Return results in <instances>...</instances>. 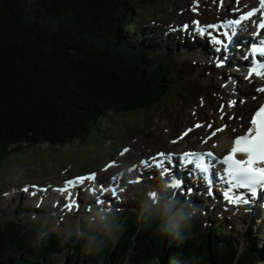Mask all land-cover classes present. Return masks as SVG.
Masks as SVG:
<instances>
[{"label": "trees", "instance_id": "obj_1", "mask_svg": "<svg viewBox=\"0 0 264 264\" xmlns=\"http://www.w3.org/2000/svg\"><path fill=\"white\" fill-rule=\"evenodd\" d=\"M110 5L97 12L99 0H0V146L31 138L63 146L102 129L111 109L149 111L166 105L177 92L158 49L130 33L138 9L131 0ZM129 217L123 219L111 256L102 259L107 250L97 252L89 257L91 264H256L264 256L258 236L243 249L225 232L223 242L213 244L212 235L208 244V227L195 248L181 240L168 245L166 236L147 238ZM17 224L26 237L14 234V224L4 225L12 233L0 235L9 246L0 243V264H90L79 255L61 261L57 244L42 252L31 245L24 252V242L36 232Z\"/></svg>", "mask_w": 264, "mask_h": 264}, {"label": "rangeland", "instance_id": "obj_2", "mask_svg": "<svg viewBox=\"0 0 264 264\" xmlns=\"http://www.w3.org/2000/svg\"><path fill=\"white\" fill-rule=\"evenodd\" d=\"M111 1L112 0H99L100 10L96 11L106 12V10H109V8L111 7ZM160 1L161 0H151V3H148V0H131L133 5L138 8L139 11H142V13L136 14L137 19L141 21L144 18L143 22L139 23L140 26H135V31L138 35H143V25H147L152 29H155V34L158 36V38H161V28L157 24L160 23V19L157 15L158 9L154 8V6L159 5ZM162 1H166L170 4L169 9L166 10L167 14L174 12L175 8H177L176 10L178 11H181L184 8L187 18H190L192 16L190 14V6L194 5L195 2H197V0ZM198 2H202L203 8L201 10V16L205 17L219 15V13L222 12L226 7L225 6L222 9L218 8L217 10H212L210 9V4L208 1L198 0ZM108 5L109 8H107ZM147 16L151 17L150 20H145V17ZM182 17V20L185 19L184 16ZM170 19L172 18L169 16L166 21ZM210 19L213 18H204V20ZM181 21L178 22L179 27L180 25L182 26V24L180 23ZM165 27L166 25H163L164 30ZM147 35L151 36V38L153 36V34H149V31ZM145 43L152 44L146 41ZM155 43L163 51L162 57H166L164 54L165 43H158L156 41ZM170 51L172 52L170 59H172L174 58V55L176 57H180L179 54L183 53L186 50L182 47L175 48L174 46H170ZM180 58L183 60V62L176 61L179 63L174 64L173 68L175 72L171 74V78L174 83L178 81V83H180V86H183L184 88L181 89L179 93L178 91L175 92L173 97L165 107H158L156 109H151L150 111L141 112L140 116L138 112L130 113V116H127L129 113L127 115H123L122 112L119 113L116 112V109H111L113 111V115L106 116L107 124L102 129L103 135L101 137L94 133L93 135L87 136L80 141H77V139L75 140V142L67 143L65 147L62 145H50L47 142H40V140L32 138L30 139L32 141L12 144L10 146H0V190L4 189L5 191L6 188H17L20 185H24V183L28 184L30 182H38L41 184H45L46 182H54V184L61 183V181L65 177H69L72 174L101 168V166H103L107 160L113 158L117 154V151L120 147L126 148L129 145L133 147L132 153L129 156L131 160L137 159L136 157L139 155L151 154L157 149H172L170 143L175 140V138H173L174 135L179 134V131L183 128V126L189 120H191V115L194 114V110L196 111L198 103L205 97L204 95H200V97H198L197 95L202 94V92H204L203 89L206 88L211 99L208 96L207 97L213 104L217 102L216 100H212L213 92L216 91L219 84V81L217 79L219 74H215L217 72L209 70L208 72H206L205 70H203L198 64L200 60H198L197 64H194L193 62H195L196 60L190 58V54L187 58ZM183 66H186L187 68L183 70ZM184 71L187 72H185L184 74ZM209 84H214V86L207 87L210 86ZM221 85V87H223L224 89H227V87L230 86V84L225 81H223ZM180 93H182L183 96ZM249 102L251 104L253 103L251 99L249 100ZM215 105L216 104L212 106L215 107ZM209 109V106H205L203 111H201L200 113H208ZM241 109L242 105L241 102H239V104H237V114L240 115ZM230 111V107L227 106V108L225 109V118L223 120L225 121V123L226 121H229V119L231 120L232 115L230 114ZM188 117H190V119H187ZM119 119H123V121ZM218 124H220V122ZM207 126L208 125L206 124V120H204V125L202 126V128H206ZM233 127H235V124L227 131H231ZM188 139L190 138H187V140ZM103 143L105 144L102 145ZM180 148L181 147H179V149ZM142 188L143 187H140V189H135L133 191V194H137L139 192L141 193ZM138 201L139 198H135L133 203H130L127 206L125 205V209H120L116 214L118 220L114 222V224L121 225L123 218L125 220V218L129 216H127V213H129L130 211L133 212L132 208L138 204ZM23 203L26 204V202H24V198H22V200L17 197H14L12 199L0 198V214L3 213L4 215L11 216L16 212L15 208H18L20 209L19 212H17V215H14L16 216L17 220H31L30 217L33 215L25 207L21 206ZM174 210L179 209L177 207L173 209V211ZM48 215V213L38 214L36 223L41 222L43 224H47L48 222L46 218ZM206 215H208V212L206 213ZM135 216L136 215L134 213H130V218L132 220L135 218ZM77 219L78 218H72L71 220L66 222L65 225L59 227L53 226L54 221L50 222L51 227H44V231H55L57 233L58 237H53L57 241V245H60L62 243V240L66 239V236L63 235V233H68L67 236L73 237L81 235L78 242H80L82 247V245L89 238V234L85 233L83 230L82 232H79L77 227L75 228L76 233H73L71 231L72 228H70V226H73L74 222ZM211 219L212 216L210 217V220ZM161 220L162 217H159L158 221L161 222ZM246 220L248 221L245 224V229L240 228V225L242 224L240 221L235 222L232 225L226 224L227 231L231 232L232 237L234 239L236 237L240 238L242 243L245 242V237L252 228V223L249 221V219ZM207 221L209 220H207L206 216L201 217L200 222L202 224V228L199 231L202 232V234H204L205 232ZM160 222L157 223L160 225ZM84 226L85 229L91 231V236L96 235L98 237V228L91 226L86 222L84 223ZM42 233L43 231L38 232V234ZM105 239V248L107 249V253L104 254L105 248L99 251L104 254L101 255L102 259H108L111 256L112 247L115 242L111 239H107L106 237ZM75 243L76 242L72 243V247L77 248V252L85 257H88L81 258V260H79L84 263L89 262L91 264L92 262L89 257L94 255L97 256L98 253L85 252L81 249V247L78 248V245ZM239 243L240 241H238V244ZM60 250L61 251L58 253H60L61 261L65 263L67 260L66 252L74 254L76 253V250L71 249L62 250L60 248ZM262 259V261L258 260L256 264H264V256Z\"/></svg>", "mask_w": 264, "mask_h": 264}, {"label": "snow or ice", "instance_id": "obj_3", "mask_svg": "<svg viewBox=\"0 0 264 264\" xmlns=\"http://www.w3.org/2000/svg\"><path fill=\"white\" fill-rule=\"evenodd\" d=\"M197 7L198 0L192 10L194 12L197 11ZM258 14V20L253 19L257 17ZM248 22H251L255 27V31L251 35L254 38L260 37L261 33L264 32V0H259L258 7L243 12L237 18L209 24L207 26H201L199 21H193L192 23L195 26L194 30L200 36H206L208 42L214 46L215 53H224L223 57L220 55L215 57L216 66L223 67L229 58L227 53L230 50L232 41L238 34V30H247ZM183 28L184 30H188L189 25H184ZM259 57H264V38L259 39V43L251 44L243 57L245 60H250L251 64L248 68L246 79L251 80L255 77L264 81V60L259 59ZM256 90L260 93H264V86ZM201 103H203V101ZM235 103V101H230L228 106H234ZM224 107V105L220 106L221 119H223L224 116ZM196 126L199 127L200 125L197 124ZM221 130L223 129H217V131ZM127 151L128 149H124V152ZM238 156L244 158H238ZM214 160H216V157L212 151L185 152L179 157L180 164L184 166L190 165V171L194 170L202 175L209 185L210 194ZM173 162L174 154L161 152L150 158V160H144L140 163L144 167L154 166L161 170L162 175H166L170 173ZM218 162L224 166L223 173L219 176V179L225 184L222 197L228 204L236 207L248 206L252 200L258 198L261 193H264V105H261L258 110L254 112L250 120V126L243 134L233 139L230 150L219 159ZM96 178L97 175L95 173L79 176L66 181L64 186L58 189L62 194H67L68 202L65 204L67 210L78 207L76 201L73 200L71 189L82 186L89 181L94 182ZM182 184V180L174 179L172 186L181 188ZM24 190L28 191L27 188ZM90 191L93 194L96 193L95 188H91ZM103 191L104 188L101 186V192ZM187 191L191 193L192 189H188Z\"/></svg>", "mask_w": 264, "mask_h": 264}, {"label": "bare ground", "instance_id": "obj_4", "mask_svg": "<svg viewBox=\"0 0 264 264\" xmlns=\"http://www.w3.org/2000/svg\"><path fill=\"white\" fill-rule=\"evenodd\" d=\"M206 1H208L209 2V4H210V9H212V10H216L217 8H223V7H225L226 6V2L225 1H222V0H206ZM203 5H202V2L201 3H199L198 2V7H197V12L198 13H200L201 12V10H202V7ZM155 25V24H154ZM148 31H149V34H153V36H152V38H151V36H148L147 34H148ZM155 29H152L151 27H149V26H147V25H145L143 28H142V33H143V35L142 34H140L139 35V37H140V42H144L145 43V41L146 42H150V43H152V46H153V48H155V49H158V59H159V62L161 63V65H163L165 68H168V63L170 62V63H172L171 61H170V56H171V51H170V46H174L175 48H178V47H181V46H185L184 44H182V43H180V42H178V41H174V40H170V39H168L167 37H164V36H161V38H158V36L155 34ZM238 34H239V37L241 38V41L239 42V43H241L243 46H242V48L243 49H246L247 47H246V43H243V36H245V34L243 35V34H241L240 32H239V30H238ZM261 38H263V36L261 35L260 37H257L256 38V43H259V39H261ZM167 40V41H166ZM155 41L156 42H158V43H165V45H164V49H165V51H164V54H165V56L166 57H162V54H163V51L158 47V45L155 43ZM123 43H124V41H123ZM145 44H148V43H145ZM156 44V45H155ZM201 45V44H200ZM199 45V47H198V50H200V51H202V52H198L197 50H195V53L198 55V57L197 58H200V61H199V66L203 69V70H205L206 72H208V66H211V63H210V61H211V59H213V57H208V54L207 53H205V50H208L206 47H204V45L202 44V46H200ZM230 53H232V54H234V57L236 58V59H232L231 57H230ZM229 54H228V60L229 61H237L236 63H233V66H235V67H239V66H241L243 63H245V62H247V60H244L243 62H241V56L238 54V53H235V52H230ZM242 57H243V54H242ZM204 58H207V61H205L204 60ZM157 60V59H156ZM197 64V63H196ZM185 65V64H184ZM160 67V66H159ZM189 67H191V66H189ZM183 68V70H185V68H187L186 66H183L182 67ZM221 68V67H220ZM159 70V69H158ZM185 72H187V71H184V74H185ZM165 74V73H164ZM164 74H162V75H164ZM152 75V74H151ZM201 75V74H200ZM154 77V76H153ZM152 77V78H153ZM166 77V76H165ZM164 78V77H163ZM167 78V77H166ZM165 78V79H166ZM211 78V77H210ZM185 79V78H184ZM230 82H232V83H230V84H232L233 85V88H236V89H241V91H242V94H243V97L245 98V101H246V104H247V107L248 106H250L251 105V103L249 102V94L250 93H248L247 92V89L250 87V85L249 84H244V82H242V80L240 79V77H238V78H236V75L235 76H233V77H231V79H230ZM149 83V82H148ZM163 83V82H162ZM210 85V87L211 86H214V84H209ZM170 86V85H169ZM229 88H231V86H229ZM157 90V89H156ZM205 101V100H204ZM218 104H219V108H217L216 109V111L213 109V106L212 105H210L209 106V111H208V116H209V118H208V120H210V122H213V123H218V122H222V120L223 119H221V113H220V106L221 105H224L225 106V104H224V101L221 99V100H219L218 102H217ZM202 105H206V101H205V103L203 102V104ZM203 106V107H204ZM122 110H123V112L127 115L128 113V115L127 116H130V113H134V111H133V108H131V107H122ZM224 116H225V109H224ZM224 116H223V118H224ZM244 120H245V117L244 116H240L239 117V119H238V124L240 125V124H243V122H244ZM219 141H220V143H219V149H221V146H222V143L224 142V140L226 139L225 137H223V136H221V137H218L217 138ZM206 146H203L202 148H205ZM175 156H177V154H174V162L176 161V158H175ZM114 165H118V164H114ZM107 170H109V168L107 169ZM127 172L128 171H123V174L124 175H126L127 174ZM121 173V172H120ZM87 174H89V172L87 173ZM77 175V174H76ZM74 176V175H73ZM117 176H119V175H117ZM117 176L115 177V178H117ZM70 178V177H69ZM69 178H66V179H64V181L65 180H67V179H69ZM105 181V183L104 184H106L107 183V181H106V179L104 180ZM97 184L99 185L100 183L99 182H97ZM63 185H64V183H62L61 185H58V186H56V187H59V188H61V187H63ZM93 185H90V186H88V187H79L78 188V192H82L83 194L84 193H89V189L90 188H95V189H97V187H95V186H93ZM112 186V185H111ZM191 182H190V180H186V182H185V185L183 186V188H184V190H188L189 188H191ZM207 187V185L206 184H202V186H201V188L204 190L205 188ZM192 189V188H191ZM30 190H33V189H31L30 188ZM4 191V189H2V190H0V192H3ZM147 191H148V189L146 188V187H144V188H142V190H141V194H142V196H141V198L139 199V201L136 203L137 205L136 206H134V214L136 215V217L138 218V226L139 227H142L143 229H144V233L146 234V236H147V238H151V237H154V236H157L159 233H158V231H157V229L158 228H155V229H150L149 228V226L150 225H154V221H153V219H152V217H153V215L155 214L154 213V211H150V212H146V211H144L143 210V205L146 203V201H147ZM170 191H172L171 192V194L170 195H166L163 191H161L160 193L162 194V196H166L167 198H173V200H174V203H175V205H176V203L178 204V205H176L175 206V208H179V207H181L180 205L181 204H183V203H186L185 202V200H183L182 198H180V195L179 194H176V190L175 189H173V190H170ZM199 191V193H200V199L201 200H198V197L196 196V195H193V193H192V191H191V193H190V196H191V198L200 206V207H204V206H207V202L205 201V199H204V194L202 193V191L199 189L198 190ZM54 192V190H50L49 191V194H51V193H53ZM57 192H58V190H57ZM8 193H12V190L11 191H9V192H7V193H5V194H8ZM118 193V192H117ZM5 194H3L4 196H5ZM91 194H93L92 192H91ZM98 194H100L99 195V198L98 199H101L102 201H103V203H106V201H107V192H103V193H100V191H97L94 195L96 196V195H98ZM20 198V200H22V198H23V194L21 193V194H19L18 195ZM45 196H46V193L45 194H43L42 196H40V198L38 199V200H34V201H36V202H33L32 200H28L27 202H26V204L25 203H23L21 206H23V207H25L29 212H30V210H32V211H35V209L33 208V205L35 206V204H37V203H42L43 204V202H44V198H45ZM95 196H94V202H96V199H95ZM118 196H121V189H120V193L118 194ZM194 197V198H193ZM0 198H2V196L0 197ZM196 198V199H195ZM177 200V201H176ZM166 201V200H165ZM180 204V205H179ZM63 205H65L64 203H63ZM186 205H187V203H186ZM174 208V207H173ZM172 208V209H173ZM174 208V209H175ZM15 213L13 214V215H11V216H9V215H4L3 213H1L0 214V235H1V233L2 232H6L8 235H10L11 233H12V231L10 230V229H6V230H3V227H4V225H6L7 226V224H9V223H12V224H14V228H13V230H14V234H16V236H17V234H18V238L19 239H22V240H24V238L26 237V231L25 230H19L18 228H17V223H20V224H23V225H25V227H27V231L29 232L30 230H34V229H36L38 226H37V224L32 220V222L31 223H27V221H26V219H22V220H17L16 219V216H14L15 214L17 215V212H19V209L18 208H15ZM173 211V210H172ZM178 210H174L173 212H177ZM245 214H248L249 216H251L249 213H245ZM220 215H221V217H222V219H225V216H224V214H221L220 213ZM252 218H254V222L255 221H257L258 219H259V217H260V212L259 211H256V213L253 215V216H251ZM195 221H197V224H196V226L194 225V221L193 222H190L189 223V225L187 226V227H185V228H181L180 230H179V235H176V237H177V239L178 238H180V237H183V236H187L188 238V240H187V242H188V244L190 245V247L192 246V244L194 243V236L193 235H190V234H194V232H193V227H195V228H197V229H201L202 228V224L200 223V221H199V219L198 218H196L195 219ZM77 222V220L74 222V224H73V226H70V228H72L71 229V231L73 232V233H76L75 232V228H76V223ZM83 223H85V220H83ZM63 225H65V222H63ZM84 228V227H83ZM85 229V228H84ZM169 235L170 234H168V235H166V239H167V242H168V239H169ZM175 235V234H174ZM247 235L250 237V238H255L256 236H259L258 234H250V233H247ZM32 236H34V238H35V241L36 242H32V241H30V243H29V245H28V243L26 244L25 242H24V245H25V247H24V249H23V251L24 252H26V251H28L29 250V248H30V246L31 245H34V244H37L38 246H40V247H42V250L40 251V252H42V251H44V250H48L49 249V247H51L52 246V244L53 245H56L57 244V241L55 242V241H53L52 243H50L49 241H48V239L46 238V236H44V235H32ZM172 239L174 240V236L172 237ZM2 240V239H1ZM239 241L241 242V240L239 239ZM74 242V239L73 238H69V239H65L64 241H62V243L60 244V246L63 248V249H69L70 247H72L73 245H72V243ZM1 243V245L3 246V247H5V248H8L9 249V246H8V242H0ZM34 243V244H33ZM76 244V243H75ZM135 246V245H134ZM238 247H239V244H238ZM257 248H259V247H257ZM15 250H17V247H15L14 248ZM162 249H164V244H163V247H162ZM39 252V253H40ZM91 257V256H90ZM88 258V257H87ZM263 258V257H262ZM261 258V259H262ZM260 259V260H261ZM259 260V261H260ZM263 260V259H262ZM54 264V263H53Z\"/></svg>", "mask_w": 264, "mask_h": 264}, {"label": "clouds", "instance_id": "obj_5", "mask_svg": "<svg viewBox=\"0 0 264 264\" xmlns=\"http://www.w3.org/2000/svg\"><path fill=\"white\" fill-rule=\"evenodd\" d=\"M167 187V185H165ZM165 199L166 203L163 209L162 220L158 226V233L161 236L168 234L179 235V230L185 228L190 222H193L200 212V206L194 201H190L187 207L182 206L177 212H173L175 206L173 198L162 196L159 191L148 193L147 202L143 205V210L150 212L154 207H159L161 200ZM89 211H91L89 209ZM113 215L110 208H99L92 216L89 217V224L99 229L98 238L96 235L89 237L82 245L81 249L85 252H99L106 244V239L116 241L123 233L121 225L114 224L110 217Z\"/></svg>", "mask_w": 264, "mask_h": 264}]
</instances>
